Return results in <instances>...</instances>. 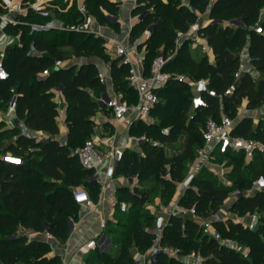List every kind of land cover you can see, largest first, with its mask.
<instances>
[{"label":"trees","instance_id":"trees-1","mask_svg":"<svg viewBox=\"0 0 264 264\" xmlns=\"http://www.w3.org/2000/svg\"><path fill=\"white\" fill-rule=\"evenodd\" d=\"M192 2L197 11L182 6L179 0H147L145 6L135 11L136 15H141L155 5L154 12L147 13L130 35L135 38L153 27L143 44L146 47V72L155 60L153 55L159 41H164L166 52L174 51L178 33H188L198 23L199 14L209 11L210 0ZM86 5L89 14L100 23H107L105 9L113 15L120 9L119 3L112 0H86ZM67 13L68 22L63 20L64 13L59 16L56 12L54 18H43L30 11L26 16L18 17L21 23L3 27L7 35L18 39V43L7 48L5 67L9 78L0 81V110L7 111L10 100L16 96V118L28 129L45 131L52 138L38 141L22 134L17 126L5 131L13 134L14 139L0 148V154L20 157L23 163L16 166L0 159V264H58V258L46 257L48 244L29 241L17 232L19 227L44 233L48 224L54 238L65 241L71 232L69 223L79 211L73 190L83 186L91 197L100 191L99 183L88 181L93 171L83 168L71 143L84 142L95 129L97 113L109 111L100 109L90 92L102 87L98 67L91 63L78 66L73 61L96 56L110 62L115 93L131 104L138 100L128 80L129 66L108 57L102 38L60 29L37 30L32 26L47 24L51 19L73 26L83 19L74 8ZM208 14L210 23L201 26L198 34L212 49L214 62L205 53L194 57L180 51V55L177 53L165 68L169 72L171 67L179 66V73L185 70V78L189 81L207 80V90L201 94L203 104L194 108L193 87L186 80L171 77L167 87L158 92L160 101L151 111L150 116L159 115L158 124L149 126L154 130L149 133L151 138L140 146L141 151H124L116 176H138L143 177V181L146 176H152L154 184L158 182L163 188H174L185 179L189 163L195 162L198 150L204 144L208 119L220 122L224 115L236 112L244 101H247V109L252 111L263 107L264 0H216ZM237 20H242V24L226 25ZM257 28L263 32L258 33ZM245 49L252 71H242L241 54ZM58 62L64 67L56 69ZM46 71L50 73L43 77ZM254 71L260 74L259 78L254 76ZM60 87L69 103L68 145L54 139L60 128L53 90ZM4 124L0 122V125ZM252 124L250 117L236 121L233 134L264 144V126L253 127ZM145 125L144 121L133 122L129 134L138 133ZM103 128L110 134L115 130L110 123H105ZM165 128H170L168 134L163 132ZM183 134L181 146L168 153L167 147H172ZM152 141L158 145H153ZM215 155L226 160V167H232L228 173L230 185L218 181L210 170L203 169L178 203L188 209L194 208L198 216L207 219L223 204L222 198L240 190L243 196L232 202L228 210L239 216L261 215L256 228L232 219H218L213 224L224 238L247 249V257L205 234L190 216L173 214L162 230L161 244L178 249L181 257L176 259L161 252L152 264H187L182 257L192 253L201 255L205 264H264V190L254 189L257 179L264 177V154H258L250 162L244 154L232 150ZM167 173L168 179L164 177ZM153 190L154 187L149 189L138 183L134 189L126 186L118 190V206L125 202L129 208L121 212L118 207L105 231L116 247L115 252L91 251L88 264H134L135 248L139 253H145L153 246L156 233L151 228L155 230L156 217L144 210ZM124 218L129 227H124Z\"/></svg>","mask_w":264,"mask_h":264},{"label":"built area","instance_id":"built-area-1","mask_svg":"<svg viewBox=\"0 0 264 264\" xmlns=\"http://www.w3.org/2000/svg\"><path fill=\"white\" fill-rule=\"evenodd\" d=\"M56 0H0V72L4 75L0 77V81H6L9 78V74L5 67V59L7 56V48L13 44L14 38L7 35L3 27L7 24L17 25L21 23L18 19L19 16H26L30 11L34 14L40 15L43 18H49L53 16V5L52 3ZM65 4H71L77 2L78 12L83 18H88L89 11L87 9L86 0H63ZM115 3H125L129 0H112ZM142 0H133V8L141 7ZM145 1L143 0V6L145 5ZM58 8V7H57ZM152 12L150 9L147 10L146 13L141 15H134L130 17L129 23V33L128 36L123 38L120 41L114 42L113 53L116 59H119L123 64L129 66V75L128 80L130 86L136 91L137 94V102L134 104L129 103L127 100H123L120 95L116 94L112 88H109L108 82L103 75H100L101 82L104 85L105 89L100 94V96L96 99V103L99 108L102 110H107L111 113V116L114 121L120 122L125 126H131V124L135 121H145L150 115L151 111L160 101V97L158 92L163 89L171 76L165 71V68L168 62L171 60L170 58H166L164 56H159L156 58L148 72L145 71L144 61L145 57L141 56L137 52V42L131 41V32L134 24L141 22V17L146 16L147 13ZM114 24H118L121 20L113 21ZM242 20L233 21L231 23H226V25H241ZM210 23V21H209ZM33 28L37 30H51V29H60L63 31H75L82 33H90L95 30H88L82 26H69V25H59L57 26L55 22H51L49 24H33ZM152 32L153 27L151 26L148 29ZM258 33H262L261 28H257ZM94 33L100 34L98 31ZM101 35V34H100ZM113 43V42H112ZM136 47L131 52L129 47ZM133 48V47H132ZM64 67V64L58 62L55 68ZM50 71H46L42 76L45 77L49 75ZM181 81H188L190 85L193 87L195 91L194 95V103L193 107L196 108L203 104V100L201 97L202 92L207 90V80H200L198 82L189 81L185 77H177ZM13 92H15L13 90ZM230 93V91H229ZM199 101V103H197ZM17 107V97L13 96L9 102L8 110L6 112L7 116L12 119V125L22 128L23 124L20 120L16 118L15 110ZM3 112L0 110V116ZM236 122L233 121L228 116H223L221 121L218 122L214 119H208L204 134L203 140L204 145L198 150L197 153V164L195 174L191 176L190 180L186 183V188L191 186L192 181L198 175V173L203 169H208L217 176H220L225 179L227 176L225 172L226 166L221 167L220 169L215 170L212 166L217 164L214 160L216 153H226L229 150H232L237 153H242L245 156V159L250 162L258 154H264V144L254 140L247 139L239 136H235L233 131L235 129ZM165 134L169 133L168 129H164ZM46 141V139H42ZM148 140L146 138L136 139L135 145L140 148ZM153 145H158L156 141H152ZM125 149H121L117 146H113L111 150L105 152L104 154L98 148L96 142L88 141L82 147L75 150L76 154L79 156L80 162L83 168L92 170L93 174L88 178L89 182H97L100 186V193L102 196L106 192V190L110 186V181L113 179V175L115 173L116 164L120 162L123 157ZM2 159L12 165L20 166L22 165V159L20 157H16L11 154L2 155ZM14 160H18L19 163H14ZM103 165H108L107 173H103L100 170V167ZM225 185H230V183L224 182ZM128 186L131 189H134L136 186L135 182L129 183ZM254 189L256 190H264V177L261 176L257 179L254 184ZM243 193L240 190H235L232 192L227 198H222V205L219 209L212 213L211 218L204 219L197 215L194 208L188 209L177 204L174 206L169 212L168 216L173 214H184L186 216H190L200 227L203 229L204 233L213 237L222 244L228 246L230 249L235 250L242 254V256L247 257L248 252L243 246L238 244L237 242L224 238L221 233L215 228L214 221L221 219L223 221L227 220L222 217V214L225 210V207L230 205L232 202L241 198ZM73 198L74 201L79 206V215L87 209H95L97 210L96 204L93 202L90 193L84 187H78L73 190ZM119 207L121 212H126L128 210V205L125 202H122L118 206V200L115 198L113 201V209H117ZM113 219L107 220L103 225V233H101L97 239L91 240L86 245L87 250H100L101 252L110 251L114 246L112 244L111 238L107 236L105 231L108 229L110 222ZM166 224V220L164 217L160 216L155 219V233H161L164 226ZM71 232L70 235H73L78 228V223L71 219L70 223ZM44 234L47 237L48 241L54 240V236L51 232L49 225H46V230ZM28 239L30 237L28 235H24ZM159 236L158 238H160ZM156 242V241H155ZM153 246L146 251L145 253H138L135 257L134 264H152L155 258L161 253L164 252L171 257H176L179 254L178 249L176 248H165L163 249L161 245L155 243ZM195 264H205L204 258L196 253H192L190 255Z\"/></svg>","mask_w":264,"mask_h":264},{"label":"crops","instance_id":"crops-1","mask_svg":"<svg viewBox=\"0 0 264 264\" xmlns=\"http://www.w3.org/2000/svg\"><path fill=\"white\" fill-rule=\"evenodd\" d=\"M133 3H134L133 0L131 1L129 0L125 3L119 4L120 16L122 14L121 10L123 7L130 8V14L127 17V19L121 21L115 26L110 25V24L107 26L98 25L99 28L98 30L96 29L101 34L99 35V37L102 38L104 42H106L104 43L105 53L108 55V57L111 60L115 59V55L113 53L114 42L120 41L124 37L128 36V33H129L128 25L130 23V17L136 15L135 11L139 9V8L137 9L133 8V5H134ZM141 4H142L141 5L142 7L143 0L141 1ZM144 4L146 5V1ZM52 5H53L52 9L57 8L58 5L62 6V9H60L59 12H65V11L68 12L71 8L72 9L74 8L78 11L77 2H74L71 5V4H65L63 0H56L55 2L52 3ZM54 16H55V12H53V18ZM89 16L91 15L88 14V17ZM51 22H55L57 26L63 25L60 22L56 21L55 19H51L49 23ZM97 24L98 23L95 20V18L92 17L93 28L96 27ZM207 24H204L202 26H206ZM135 25L136 24H134L133 27ZM117 30H119V32ZM116 33H120V34L118 35ZM150 35H151V32L147 29L141 35V37L138 38L139 40L138 46L143 47L141 49H139L138 47L139 50L137 51L139 54H141V56H144V57L146 56V47H144L143 44L150 37ZM198 42L201 46L205 47V49L207 50L205 54L209 57L210 61L214 62L215 57H214L212 49L207 44V41L204 38H201L198 40ZM13 43H18V39L14 38ZM241 57H242V71H247V70L252 71L253 68L251 67L249 56H248V51L246 49L243 50ZM73 63L78 66L83 65V64H89V63L95 64L100 71V75H103L106 78L109 88H112L114 90L113 82L111 78V63L110 62H106L104 59L100 57L93 56L90 58L76 59L75 61H73ZM253 74L256 78L260 77V74L256 71H254ZM104 89L105 87L102 84L101 88L97 90L95 89L90 90V92L92 93L94 99L96 100L100 96V94L104 91ZM53 92L55 93L54 100L56 103H58L59 115L57 117V122L60 128V133L57 136H55L54 139L58 141L59 143H61L62 145H68L69 144V138H68L69 128L67 126L66 120H67V112H68L69 103L62 94V87H60L59 89L57 88L54 89ZM245 104L247 105V101H245ZM262 108H264V105ZM2 112L3 114L0 116V121H3L4 123L9 124L10 127H13L12 119L8 117L6 114L7 111L5 112L2 111ZM101 113H104V112L102 111L98 112L97 115L94 117V121L96 123L95 128L97 129L100 128L102 131V136L99 139H100L101 144L105 148V150L109 151L111 150L113 146H117L123 150L124 149L125 150L134 149V150L141 151L140 148L135 145L134 138L131 137L130 135L128 136L129 131H130V126L127 127L124 124H121L120 122L114 121L112 116L110 119H103V117L101 116ZM99 116H101L102 118H100ZM105 123H110L114 127L115 135L108 136V133H106L103 128ZM21 130H22V134L29 136V137H34L38 141H41L42 139L48 140L52 138L51 135H49L45 131L30 130L25 125L22 126ZM0 159H2V154H0ZM100 170L103 173H107L108 165L101 166ZM115 173H116V168H115ZM115 173L113 175V179L110 181L109 188L106 190L103 196L100 193V191L97 192L96 194L95 193L92 194L91 198L93 202L96 204L97 210L87 209L82 213V215H79V211H78V214L76 218L74 219L78 223L77 231L73 235H70L67 240L63 241L56 237L54 240L48 241L44 233H39L34 230L27 229L23 226H20L17 232L20 235H28L30 237L29 241L35 240L38 242L48 244L49 251H47L46 257L50 259L58 258L59 264H88L87 259H88V256L91 254V250L89 251L86 249L87 243H89L93 239H97V237L101 233H103V225L107 220L114 219L116 210L113 209V201L115 200V198L117 199L118 190L121 189L122 187L128 186V183L125 182L126 180L125 177H121V176L118 177L116 176ZM254 225L255 226L258 225V220L254 222ZM182 260L184 262H187V264H195L194 259L190 255L182 257Z\"/></svg>","mask_w":264,"mask_h":264},{"label":"rangeland","instance_id":"rangeland-1","mask_svg":"<svg viewBox=\"0 0 264 264\" xmlns=\"http://www.w3.org/2000/svg\"><path fill=\"white\" fill-rule=\"evenodd\" d=\"M131 1V0H130ZM180 4L182 6H186L187 8H189L190 10H196L195 9V6L192 2V0H179ZM216 0H210L209 2V7H208V10L210 11V8L215 4ZM62 9V6L58 5V8H54L52 9L53 12H58L59 16L64 13V16H63V20L64 21H67L68 17H69V14L67 13V11L65 12H59V10ZM152 12H154L155 10V5L152 4L151 7L149 8ZM197 11V10H196ZM208 11V12H209ZM126 12V13H125ZM205 13V14H199V21L196 25L192 26L190 31L186 34H183V33H178V36H177V40H176V47L174 49V51H165V44H164V41H159L158 45L156 46L155 48V53L153 55V58H158L159 56H164L166 58H175L177 56V53L178 55H180V51L182 52H188L190 55L192 56H196V57H200L202 54L206 53L207 50L205 49V47L201 46L198 42L199 39H201L202 37L199 36L198 34V30L199 28L204 25V24H207L209 22V14ZM121 16H120V12L118 11L115 15L109 13L107 11V9L104 10V14L106 16V19H107V23H103V22H99L95 17V20L97 21V25L95 28V31L98 30L99 26L98 25H101V26H107V25H116L114 24L113 21H116V20H125L127 19V17L129 16L130 14V8H126V7H123L122 10H121ZM126 16V18H125ZM68 22V21H67ZM76 26H82V27H85L86 29H88L89 31L90 30H94L93 26H92V16H89L88 18H83L82 20H80L78 22V24H76ZM97 29V30H96ZM95 31H91L90 33H86V35H89V34H92L94 35L95 37H99L100 34H96L94 33ZM119 32V30H117ZM116 34H120V33H116ZM124 37V36H123ZM141 37V35L139 36H136L135 35V38H130L132 42H137V51L139 50L138 49V38ZM125 38V37H124ZM106 43V42H104ZM133 47V48H132ZM132 47H129L128 50H130L131 52L134 50V46ZM116 59V58H115ZM170 63V61L168 62V64ZM179 67V66H178ZM178 67L177 68H174L171 67L170 71L167 72L171 77L175 76V77H185L186 76V71L185 70H182L181 73H179V70H178ZM171 79V78H170ZM169 84V81L168 83L166 84L165 87H167V85ZM194 91V89H193ZM195 93V91H194ZM101 116L103 117V119H110L111 118V113L110 112H104V113H101ZM101 116H99L100 118H102ZM98 117V118H99ZM159 115H156V114H153L152 116H150L147 120L144 121V123L146 124L145 126H141L139 129L140 131L138 133H135L133 135H130L128 134V136L130 135L131 137L134 138V142L136 139H141V138H146L147 140H149L151 138L150 134L149 133H152V129L149 128V126H155L158 124V119ZM233 121H239L240 119H243L245 117H250L252 118L253 120V127H256L258 125H261V126H264V108H260L258 110H249L247 109V105L245 104V101L243 102V104L238 108V110L234 113H231L229 114V116ZM0 122H3V121H0ZM9 124L5 123L4 125H0V132L2 131V135L0 136V148H3L5 147L6 145H8V143H10V141H12L14 139V136L13 134L11 133H7L5 131H7L9 128ZM168 129L170 130V128H165V130ZM115 135V132L113 133H108V136H113ZM102 136V131L101 129H97L95 128L93 133L85 139L84 142H79V141H73L71 143V147H72V150L75 151L77 150L78 148L82 147L83 144H85L86 142L88 141H94L96 142L98 148L100 149V151L104 154L105 152H107V150H105V148L103 147V145L101 144L100 142V137ZM185 135H181L178 139L177 142H175V144L172 146V147H167V151L168 153H172V151L174 149H178L180 146H181V143L184 139ZM204 145V144H203ZM201 148V147H200ZM199 148V149H200ZM215 162L217 164H215L214 166H212L215 170L217 169H220L221 167L225 166V162L226 160H224L223 158H219L217 156H215L214 158ZM218 160V161H217ZM196 164H197V158L195 160V162L193 163H189V167H188V171L186 173V177L185 179L179 184H176L174 188H163V186L161 184H159L158 182H156V184H154V182H152L151 180H153V177L152 176H146L145 180L143 181V177L142 178H139L138 176H130V177H125V182H127L128 184L129 183H132V182H135L136 185L137 183L140 184L141 186H144V187H147V188H153L154 187V190H153V193L151 194L150 196V200L148 201V203L145 205L144 207V210L148 211L149 213H151L152 215H154L156 218L157 217H164L165 220L167 221L168 219V212L171 210V208H173L174 206H176L178 204V201L180 200V198L184 195L185 191H186V183L190 180L191 176L195 174V171H196ZM169 170V168H168ZM230 171H232V167H226L225 168V172L227 174V176L225 177L224 180H222L223 178H221L220 176H217L216 174H214L218 181H221V182H227V183H231V180L229 179L228 177V173H230ZM166 179H168L170 176H169V173H167L165 176H164ZM184 207V206H182ZM186 208V207H184ZM229 205L227 207H225V210L222 214V217L225 218V219H232L236 222H242L244 225H247L251 228H256V226L254 225V222H256L261 215H254V216H239L237 215V213L233 212L231 213L229 210ZM182 216H185L184 214H182ZM140 219V218H139ZM123 224H124V227H129V224L128 222L125 224L124 222L126 221V218H124L123 220ZM151 230H153V232H155L154 229L151 228ZM159 236L162 237V232L161 233H156V239H155V243L161 245V247L163 249L167 248V246H163L161 244V237L158 238ZM115 249L116 247L112 248L110 251L111 252H115ZM138 250L135 248L134 249V258L136 255H138ZM169 257H171L169 255ZM181 256L178 254L176 257H173V258H180ZM89 258V256H88ZM59 264V263H58Z\"/></svg>","mask_w":264,"mask_h":264},{"label":"snow or ice","instance_id":"snow-or-ice-1","mask_svg":"<svg viewBox=\"0 0 264 264\" xmlns=\"http://www.w3.org/2000/svg\"><path fill=\"white\" fill-rule=\"evenodd\" d=\"M4 74L2 73V72H0V77H2ZM197 103H199V101H197ZM14 163H19V161L18 160H14L13 161Z\"/></svg>","mask_w":264,"mask_h":264},{"label":"water","instance_id":"water-1","mask_svg":"<svg viewBox=\"0 0 264 264\" xmlns=\"http://www.w3.org/2000/svg\"><path fill=\"white\" fill-rule=\"evenodd\" d=\"M145 15L143 17H141V21L144 19ZM59 69V68H56ZM118 163L116 164V168H117Z\"/></svg>","mask_w":264,"mask_h":264}]
</instances>
